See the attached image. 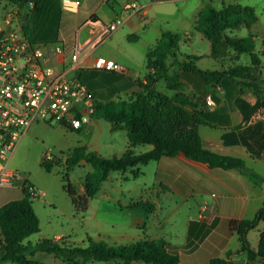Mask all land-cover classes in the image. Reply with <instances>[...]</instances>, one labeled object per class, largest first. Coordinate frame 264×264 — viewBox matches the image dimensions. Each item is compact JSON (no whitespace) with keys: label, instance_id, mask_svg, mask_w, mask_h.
Returning a JSON list of instances; mask_svg holds the SVG:
<instances>
[{"label":"crops","instance_id":"obj_1","mask_svg":"<svg viewBox=\"0 0 264 264\" xmlns=\"http://www.w3.org/2000/svg\"><path fill=\"white\" fill-rule=\"evenodd\" d=\"M37 1L42 3L41 8L31 17L37 27L34 35L30 36L28 34V37L32 42L53 41L54 39L47 35L39 38L37 28L41 26L43 20L52 19L51 14L53 13L54 15L56 1ZM120 2H123L124 8L126 4L132 3L133 0L129 2L120 0ZM128 14L123 20V24L110 36H113L118 31V35L126 37L140 33L146 27L147 20H142L134 12ZM112 21L102 20L94 13L89 20L77 23V30L73 38L66 37L60 38L63 41H54L64 44V51L54 54L52 59L57 70L64 72L67 78H79L78 71L82 68L98 69L96 61L100 56H103L98 53V46L110 36L102 43H98L95 39L102 32V24ZM198 33L201 35L199 36L201 40L207 39L202 32ZM117 34L116 36H118ZM189 34L185 32L184 35H188V38H193ZM207 40V51L204 53L198 52L196 55L202 56L201 62L209 59L218 63L221 62L223 65L221 69L216 67L203 68L222 70L236 65L235 61L239 58V55L233 53L231 48L228 49L226 56L220 59L208 57L207 54L211 53V42L209 39ZM69 42L72 44L70 45ZM120 42L121 44L117 43V45L107 48L108 58L121 62L125 67L128 66L127 69L131 68L132 66L125 61L127 56L122 51L124 46L122 39ZM77 43L83 49L78 53L77 59L74 60L72 55L76 53ZM44 49L45 51L54 52L51 47H45ZM193 49L196 51L195 47ZM262 69L264 70L263 63ZM175 70L179 71L183 87L180 90L171 89L172 93L168 95L186 106L199 110L204 120V123L199 127V133L206 147L221 155L242 158L246 164V171L210 167L206 163L190 159L183 154L163 156L145 165L122 172L117 171L119 176H116V181L112 175L114 172H112L102 186L103 189L106 187L105 183L106 185L108 184L111 191H105L97 204L91 202L92 198L88 210L93 209L94 218L98 217L100 212H102V218L107 224L104 230L107 232L106 235L110 245L131 244L144 237L150 239L165 238L179 247L178 254L181 264H210L211 259L214 257H224L229 250L233 252L240 250L241 244L238 235L230 229V222L233 220L253 219L258 211L264 207V107L259 108L251 120L245 123L242 112L236 105V99L242 96L250 103L255 104L258 98L251 88L244 87L242 91L241 86L237 82L227 77L217 85L208 86L198 74L182 71L177 66L172 67L170 72ZM147 72L148 70L143 78L138 77L136 82L138 80L146 82ZM261 78L264 82V71ZM160 80L163 79H158L156 84ZM165 85L167 87L166 82ZM86 86L96 101L109 97L111 99L115 98L113 95H109L111 93L110 90H104L99 85L91 86L86 84ZM132 86H129L131 88L130 92L134 93L136 92L135 86ZM137 87L139 88L136 90H140V86L138 85ZM208 94H212L214 97L215 105L213 107L206 105L205 98ZM101 119L104 118L93 117L80 130L101 132ZM113 130H123V128ZM124 131L126 139L125 145L121 149L122 151L120 153H112L109 157L121 155L127 149L129 142L128 132L126 129ZM139 147L135 148L137 153L152 148L150 145H145L138 152L137 148ZM110 148L112 150L117 149L112 147V145H110ZM129 170L135 179H142L135 182L136 186L127 188L123 185L122 180H128L129 176L126 172ZM135 172H138V175H135ZM3 189L8 188H0V207L12 200L4 198ZM80 192H83V186ZM33 207L38 217H40L35 205ZM204 207L207 209L204 210ZM184 209L188 210L184 211ZM147 210L150 212H147ZM178 214H184V220L180 223L177 221L175 225L170 224L172 219ZM131 215H133L132 221L126 224L127 219ZM142 225L143 228L141 227ZM101 237L100 235L98 238L100 239ZM41 238H51L54 241H60L64 239V235L63 233L50 235L42 231L40 222V231L37 236L33 238L32 235L25 240V243L30 245V250L32 251L27 258L35 261L36 264H64V259L54 253L36 249L35 244ZM257 240L259 242V239ZM257 246L254 248H257ZM3 256L4 252L0 254V264H18L10 260H3ZM233 259L240 264H264V258L248 263L247 256L244 253H236ZM93 261L96 260H91L87 264H91ZM102 263L147 264L141 261L126 263L121 259L102 261Z\"/></svg>","mask_w":264,"mask_h":264},{"label":"trees","instance_id":"obj_2","mask_svg":"<svg viewBox=\"0 0 264 264\" xmlns=\"http://www.w3.org/2000/svg\"><path fill=\"white\" fill-rule=\"evenodd\" d=\"M9 2L16 7V16L19 17L20 26L27 35L30 28V13L39 11L41 2L37 0ZM257 20L258 16L253 7L229 4L223 5L219 10L209 7L200 11L195 23V29L202 32L211 42V53L207 54L208 57L220 59L225 57L231 48L238 55L249 52L251 57L249 64H236L222 70L205 69L198 64L202 56L181 52L179 46L181 34L163 33L162 38L147 52L148 72L146 82L137 81L140 90L132 93L126 100L96 101L93 116L107 119L113 129H126L129 142L121 155L113 157H105L97 151L82 147L74 149L66 161L65 158L59 159L67 169L81 162L91 164L93 167V170L87 172L84 177L83 192L71 183L67 174L63 177L64 188L69 193L77 212L88 210L91 199L100 192L103 183L112 172L126 171L163 156L183 154L210 167L246 171V164L242 158L221 155L206 147L199 133L200 125L204 123L199 110L159 91L155 84L161 78L169 89L180 90L183 84L179 71L170 72L174 66L182 71L200 75L208 86L217 85L226 77L230 78L241 86L242 91L244 87L251 88L258 98L255 104L242 96L236 99L244 122H249L254 113L264 107V82L261 78L263 72L261 55L264 52L255 50L253 34L239 37L230 35L228 31L240 26L251 29ZM139 38L137 34L128 36L132 41ZM140 145H150L152 148L137 153L135 148ZM56 161L42 160V165L50 171ZM135 175H138V172H135ZM30 185L32 184L26 180L22 185L23 196L12 199L0 207V230L1 238L4 240L3 260L18 264H36L27 258L32 251L30 245L25 243L28 237L40 231V219L33 207L34 196L31 194ZM261 221L264 222V207L253 219L231 221L230 229L238 235L240 250L238 252L229 250L224 257H214L210 264H240L233 259L236 253L246 254L248 263L263 259L264 229L260 233L257 248L252 247L248 239V233L256 229ZM89 241L88 246H74L64 239L54 241L51 238H41L35 247L63 258L64 264H87L91 260L117 259L126 263L141 261L147 264H181L179 247L165 238L144 237L135 243L120 245H107L93 239Z\"/></svg>","mask_w":264,"mask_h":264},{"label":"rangeland","instance_id":"obj_3","mask_svg":"<svg viewBox=\"0 0 264 264\" xmlns=\"http://www.w3.org/2000/svg\"><path fill=\"white\" fill-rule=\"evenodd\" d=\"M56 6L54 15L51 14V20H43L41 26L37 28L39 38L52 37L54 40L34 41L33 43H48L54 41H63L60 38L72 37L76 33L77 23H82L83 20H89L92 14H97L102 20H114L121 17L123 20L129 15L123 8V2L120 0H80L81 8L77 13L66 11L62 8L61 0H55ZM129 2L131 0H125ZM139 4L148 5L147 24L140 32L139 39L132 41L128 36L118 35V31L110 36L104 43L98 46L99 51L105 57L107 48L113 47L123 41L122 51L125 53V61L132 67L128 68V73H122L114 70L103 68L92 69L82 68L79 72V78L83 84L99 85L104 90H110L111 97L100 99L101 102L111 100H126L131 94L129 86H135V91L139 87L136 79L143 78L147 71V52L154 47L158 39L162 38L163 33L166 34H181L179 40L180 50L184 54L196 55V53H204L207 51L208 40H201V35L195 29V23L199 12L209 7L217 10L224 5L240 4L243 6H251L255 9L258 20L253 24L252 28L240 26L234 28L228 33L233 36L248 37L253 34L255 50L264 52V0H136ZM42 5V3H41ZM9 0H0V26L6 28L4 23L6 14L14 10V22L12 26H19V17L16 16L17 9L13 7ZM38 11L30 13L28 34L34 35L36 25L31 20V17ZM185 32L193 38H188L184 35ZM27 34V37H28ZM116 34L118 36H116ZM205 38V37H204ZM29 39V37H28ZM203 39V38H202ZM30 40V39H29ZM119 40V42H117ZM31 41V40H30ZM32 42V41H31ZM115 43V44H114ZM71 45L72 43L69 42ZM113 45V46H112ZM195 47L196 51H194ZM233 53H237L233 50ZM130 57V58H129ZM264 66V54L261 55ZM229 60V59H228ZM115 61V60H114ZM251 61L249 52H242L239 58L235 61L236 64H249ZM117 62V61H116ZM121 64V62H117ZM201 67H216L221 69L222 63L205 59L203 62H198ZM122 65V64H121ZM124 66V65H123ZM125 67V66H124ZM126 66L125 68H127ZM264 71V70H263ZM156 87L159 91L166 94H171V89H168L164 80H160ZM108 99V100H107ZM101 132L84 130L77 131L70 129L64 124L54 121H39L34 123L23 136L17 145L16 150L10 158L9 166L21 172L28 181L35 187L37 192H43L44 195L33 197V206L35 205L41 222V229L44 232L54 235V233H63L67 243L74 246H88L89 239L101 241L104 244L110 245L107 239V232L104 230L106 225L102 212L98 217H93V209L85 212H77L72 203L69 193L64 188V175H68L71 183L80 191L84 177L87 172L92 171L91 164L81 162L77 165L67 166L59 161L61 158H66L74 149L87 147L88 150L98 151L101 155L109 157L112 153H120L125 145L126 133L123 130H113L111 123L107 119H101ZM112 147L117 148L112 150ZM145 145H140L137 151ZM121 147V148H120ZM46 150H51L57 157L56 163L53 164L50 171L42 165L43 153ZM141 168H143L141 166ZM129 176L128 180L123 179L122 183L127 188L136 186L135 182L141 179H135L131 171L126 172ZM114 180L119 173H112ZM114 184V183H113ZM105 186L93 199L92 203L97 204L101 195L107 190L111 191L109 185ZM5 199H16L23 196L22 189L11 187L3 189ZM112 192H114L112 190ZM188 209H184L187 211ZM182 211V212H184ZM147 212H150L147 210ZM167 212V211H166ZM184 214L176 215L170 224H176L177 221L182 222ZM133 215L127 219L126 224L132 221ZM143 228V225L141 226ZM264 229V222H259L255 230H251L248 234V239L253 247L257 246V239L260 237V231ZM102 236L100 239L99 236ZM37 233L33 235V238ZM106 236V237H105ZM104 262V261H103ZM91 264H104L102 261H93Z\"/></svg>","mask_w":264,"mask_h":264},{"label":"built area","instance_id":"obj_4","mask_svg":"<svg viewBox=\"0 0 264 264\" xmlns=\"http://www.w3.org/2000/svg\"><path fill=\"white\" fill-rule=\"evenodd\" d=\"M61 4L64 10L72 12H78L81 7L80 0H61ZM30 5L33 7V3ZM147 7L133 0L124 9L145 20ZM13 17L14 10H11L4 20L7 27L0 26V188L19 186L22 189L28 179L11 168L9 162L29 128L39 121H57L80 130L94 117L96 99L79 78H67L53 64L54 54L64 51L63 43L31 42L20 25L12 26ZM122 24L121 17L102 24V32L95 40L104 42ZM45 47L53 48L54 52L45 51ZM82 49L77 43L76 53L72 55L74 60ZM96 67L128 73L123 65L105 56L97 59ZM205 100L208 107L215 105L212 94H208ZM56 159L51 150L43 153L44 161ZM30 191L34 197L44 195L37 192L33 185H30ZM1 240L0 254L4 242L3 238Z\"/></svg>","mask_w":264,"mask_h":264},{"label":"water","instance_id":"obj_5","mask_svg":"<svg viewBox=\"0 0 264 264\" xmlns=\"http://www.w3.org/2000/svg\"><path fill=\"white\" fill-rule=\"evenodd\" d=\"M67 160V157L65 158V161ZM263 188H264V186H263Z\"/></svg>","mask_w":264,"mask_h":264}]
</instances>
